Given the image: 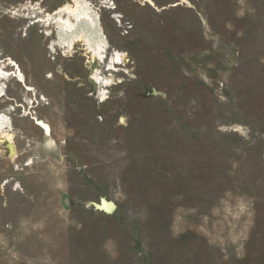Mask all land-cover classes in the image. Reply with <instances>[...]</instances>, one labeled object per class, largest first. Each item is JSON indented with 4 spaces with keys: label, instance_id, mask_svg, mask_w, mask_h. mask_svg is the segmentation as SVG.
<instances>
[{
    "label": "rangeland",
    "instance_id": "374dc122",
    "mask_svg": "<svg viewBox=\"0 0 264 264\" xmlns=\"http://www.w3.org/2000/svg\"><path fill=\"white\" fill-rule=\"evenodd\" d=\"M146 1L87 0L102 99L38 20L70 0H0V264H264V0Z\"/></svg>",
    "mask_w": 264,
    "mask_h": 264
},
{
    "label": "bare ground",
    "instance_id": "6f19581e",
    "mask_svg": "<svg viewBox=\"0 0 264 264\" xmlns=\"http://www.w3.org/2000/svg\"><path fill=\"white\" fill-rule=\"evenodd\" d=\"M147 1L152 5V1ZM92 7L93 6H91L87 0H70V3L62 5L56 9L54 13L52 11L53 14L45 15L43 17L44 19L41 20V17L39 19L35 17V19L36 21L37 19L40 20V22L43 21L47 28L53 27L56 42L52 43L51 48L57 47L59 49H66L69 52H71L77 44H80L84 48L85 55L88 56L90 63L95 64L94 73H91L92 81L100 90L101 88L106 89L110 86L113 80L111 75H102L101 71L98 69L99 65L107 63L109 65L108 70L113 69L115 71L116 65H124L126 61L123 53L120 54L119 52L112 53L109 59L105 56L107 41L102 33L99 19ZM36 21L35 23H37ZM6 68L7 64L0 60V99L6 96L5 82L10 81L12 78H18L16 82H21L24 86L26 82L19 70L10 73ZM26 90L31 91L28 86ZM105 95L106 92L100 90V97L102 99H106ZM6 115L5 112H0V147L3 143L11 144L13 140V135L11 134L12 127L7 121ZM35 120L40 126L44 137L49 138L51 136L50 127L38 119ZM49 143L51 144V141ZM111 206L110 203L101 200L99 205H96V209H103L110 212Z\"/></svg>",
    "mask_w": 264,
    "mask_h": 264
},
{
    "label": "built area",
    "instance_id": "2783aa9c",
    "mask_svg": "<svg viewBox=\"0 0 264 264\" xmlns=\"http://www.w3.org/2000/svg\"><path fill=\"white\" fill-rule=\"evenodd\" d=\"M35 5H37V4H35ZM37 8L38 6H34L33 4H31V3H27V2H25V3H23V4H20L17 8H14L12 11H10L13 15H16V16H18V15H20L19 13H25V14H21L22 16H26V17H28L29 16V12L30 11H32V12H34L35 14H33V16H31L29 19L30 20H32V21H28V23H29V25L28 26H32V25H36L35 24V21H36V19H35V17L37 16V14H36V10H33L32 8ZM39 8V7H38Z\"/></svg>",
    "mask_w": 264,
    "mask_h": 264
},
{
    "label": "water",
    "instance_id": "95a60500",
    "mask_svg": "<svg viewBox=\"0 0 264 264\" xmlns=\"http://www.w3.org/2000/svg\"><path fill=\"white\" fill-rule=\"evenodd\" d=\"M87 84H88V85L92 84V85H93V89H94V90L96 89L95 84L91 82V79H90V78H87ZM63 205H64L65 208L68 207V200H67L66 198H64V200H63ZM111 207H112V208H111V210H112V209H113V206H111ZM95 208H96V206H95ZM98 210H99V209H98ZM100 210H102V211H104V212H107V211H105V210H103V209H100ZM107 213H109V212H107Z\"/></svg>",
    "mask_w": 264,
    "mask_h": 264
}]
</instances>
